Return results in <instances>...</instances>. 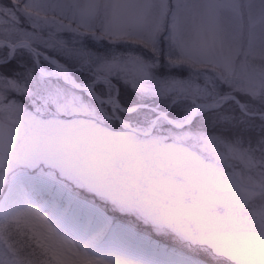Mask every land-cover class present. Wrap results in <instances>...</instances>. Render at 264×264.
Returning <instances> with one entry per match:
<instances>
[{"label":"snow or ice","instance_id":"obj_1","mask_svg":"<svg viewBox=\"0 0 264 264\" xmlns=\"http://www.w3.org/2000/svg\"><path fill=\"white\" fill-rule=\"evenodd\" d=\"M0 264H264V0H0Z\"/></svg>","mask_w":264,"mask_h":264}]
</instances>
